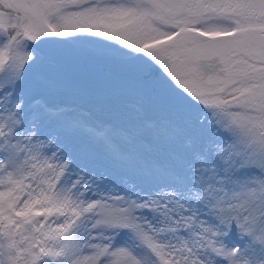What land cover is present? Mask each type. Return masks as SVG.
Listing matches in <instances>:
<instances>
[{"label":"snow or ice","instance_id":"1","mask_svg":"<svg viewBox=\"0 0 264 264\" xmlns=\"http://www.w3.org/2000/svg\"><path fill=\"white\" fill-rule=\"evenodd\" d=\"M0 264H264V0H0Z\"/></svg>","mask_w":264,"mask_h":264}]
</instances>
